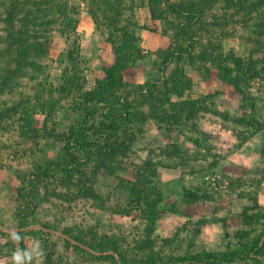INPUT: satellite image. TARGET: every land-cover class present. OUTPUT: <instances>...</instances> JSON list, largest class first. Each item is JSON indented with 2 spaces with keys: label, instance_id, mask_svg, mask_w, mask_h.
<instances>
[{
  "label": "rangeland",
  "instance_id": "obj_1",
  "mask_svg": "<svg viewBox=\"0 0 264 264\" xmlns=\"http://www.w3.org/2000/svg\"><path fill=\"white\" fill-rule=\"evenodd\" d=\"M71 2L81 7L80 22L91 25L95 13L99 28L61 37L52 43L49 56L37 58L34 53L35 68L41 69L27 67L12 79L14 88L10 84L0 93V110L21 102L40 128L46 116L50 119L39 143L20 137L22 111L0 126V264H146L149 259L156 264H264V75H246L253 72L251 67L264 70V44H259L264 38L251 32L240 14L226 10L225 19L224 5L219 4L195 37L193 56L178 57L164 68V50L177 46L172 36L179 19L174 15L153 19L150 0H110L112 6L104 0ZM7 4L9 0H0L2 36ZM117 8L124 27L115 40L129 58L114 96L128 94L131 111L145 114L117 116L99 95L93 97V86L104 80L105 70L115 61L114 45L102 32L109 35L105 24ZM217 20L222 25H216ZM58 35L54 30L53 38ZM211 42L222 45L221 53L233 52L243 60L247 71L239 70L232 59L226 63L235 82L221 78L218 59H199L201 49ZM16 57V47L0 43V84L4 68L16 69ZM177 63L191 84L183 82L182 94L171 89ZM147 82L153 95L168 94L165 103L199 99L203 108L193 123L165 126L149 116L138 94L132 95L137 85ZM84 120L91 149L129 133L137 138L114 174L102 170L94 175L87 162L76 168L75 181L91 178L102 199H64L53 192L71 188L57 179L46 161L59 159L63 143L48 134L53 130L58 135ZM149 140L180 149L179 157L166 156L169 166L157 167L148 177L151 197L160 198L158 208L165 212L154 222L138 215L147 211L144 199L129 190L130 182L144 171ZM36 166L50 169L51 181L36 192L43 199L34 207ZM185 189L201 198L187 199ZM258 248L263 252L257 256L260 261H254Z\"/></svg>",
  "mask_w": 264,
  "mask_h": 264
},
{
  "label": "trees",
  "instance_id": "obj_2",
  "mask_svg": "<svg viewBox=\"0 0 264 264\" xmlns=\"http://www.w3.org/2000/svg\"><path fill=\"white\" fill-rule=\"evenodd\" d=\"M104 1L109 6H112L110 0ZM96 4V2L90 3L91 6H95ZM219 4L224 5L225 11L223 17L225 19H227V15L229 16V12L227 13L226 10L232 11L230 15L240 14L242 16L241 22L249 26L251 32L264 38V0H181L179 2L171 0H150V12L153 19H160L167 13L179 19L177 30L172 36L177 46L164 50L162 54L164 68L175 62L178 57L184 55L193 56L194 44L196 42L195 37L199 31L205 28L207 24L206 16L209 11L218 7ZM7 5L5 17L2 18L5 23V34L3 36L0 35V43L16 47L17 57L15 58L16 69L6 68L5 70L4 68L6 74L0 84V93L4 91L5 86L8 87L11 84L13 78L24 74L23 71H27V67L33 71L34 69L40 70V67L35 68L38 67V62L34 59V53L37 54V58L49 56L52 52V43L55 44L57 40H62L60 39L61 37L78 34V25L80 22L81 7L79 4L71 2V0H9V4ZM112 12L113 16L111 20L105 24L109 28V35H106L104 32H102V35L106 37V40L113 43L115 61L105 70L104 80L97 82L96 86H93V97L95 98L99 95L101 97L98 96L99 101L110 110V113H114L117 116L127 117L130 115L145 114L143 110L131 111L130 97L128 98V94H116L114 96V92L121 86L123 78L122 72L126 67L129 56L124 45L115 40V35L119 32L118 30L124 27L120 22L121 10L117 8L116 11L112 10ZM91 16L94 19L95 27L98 29L100 22H98L96 14L91 13ZM213 16L219 19L216 15ZM216 23V25H222V23L219 24L218 20ZM110 29H112L111 34ZM54 30L59 31V35L55 38H53ZM112 35L113 38L111 37ZM185 44L186 47L184 46ZM259 44H264V40L259 41ZM187 48L189 49L187 50ZM222 51L223 47L220 43L211 42L201 49L199 59L202 61H217L218 59L217 65L220 69L221 78L233 83L236 80L226 70L227 61L232 59L239 70L244 69L245 71L246 65L243 64L241 58L234 57L233 52L223 54L221 53ZM176 66L177 77H175L176 79L172 83L171 89L177 94H182L184 92L183 82L189 86L191 84L186 80L187 77L184 75V68L178 63ZM250 69H254L253 72L246 75L251 79L264 75V70H258L256 67H251ZM150 84L152 83L147 82L137 85L132 95L138 94L141 98L140 105L148 106L149 116L165 126L171 127L183 123H193L203 108L199 99H183L165 103V99L169 98L168 94L163 92V95H153V91L149 88ZM10 87L14 88L15 85L11 84ZM45 104L51 107L54 106L49 101L45 102ZM21 105L20 102L2 108L0 110V126L3 127L5 121L12 117L14 118V116H17L22 111L24 114L19 118L20 137L23 140H32L35 143H39V139L42 137L41 132L47 129V123L50 119L46 116V125L44 124L40 128L38 122L34 120L32 113L22 109ZM86 130V120H84L79 125L70 126L66 131L58 135H55L53 130L51 131L52 134H50L51 132L48 134L51 138L58 137L59 141L63 143L62 151L58 155L59 159L57 161H46L54 168L58 177L57 179L64 186L71 188V191L59 192L56 190L53 192L64 199H75L76 197L102 199L95 187L94 180L88 177L86 180L80 178L78 181H75L74 172L76 168L84 162H87V164H92L94 175H97L102 170L114 174L122 168L124 159L132 153L133 144L137 138V135L133 133H129L122 138H111L101 146V149L94 150L91 149V146L87 145L88 137ZM150 143L148 157L142 165L144 171L142 173L140 172L136 182H130L131 186H129V190L141 193L144 199V206L147 211L143 210L138 215L154 222L156 219L161 218L165 212L158 208L160 198L155 199L151 197V192L148 188L151 179L148 177L155 175L157 167L169 166L165 163L166 156L179 157L180 149L176 144H160L155 140L150 141ZM157 157L158 160H155ZM48 171L50 169H44L43 166H36L34 174L36 181L33 191L34 198H31V200H34V207L38 206L43 199V197L41 198L39 195H36V192L43 186L47 187L51 181L48 179L49 176H47ZM141 184H144V186L142 190H139ZM184 195L187 199L193 201L201 198V194L191 189H185ZM259 250L258 248L252 254L253 258H251L254 261H260L257 260V256L261 255L260 252L263 251L259 252ZM143 263L156 264V260L149 259L143 261ZM260 263L254 262L253 264ZM48 264H53L52 260H49Z\"/></svg>",
  "mask_w": 264,
  "mask_h": 264
},
{
  "label": "crops",
  "instance_id": "obj_3",
  "mask_svg": "<svg viewBox=\"0 0 264 264\" xmlns=\"http://www.w3.org/2000/svg\"><path fill=\"white\" fill-rule=\"evenodd\" d=\"M86 23V24H85ZM91 25L88 26V22H79V25H78V31L81 29L83 32H87L88 34L89 33H92L91 31H93L94 27H95V22H89ZM98 33L94 36H97ZM100 36V35H99ZM98 37V36H97Z\"/></svg>",
  "mask_w": 264,
  "mask_h": 264
}]
</instances>
